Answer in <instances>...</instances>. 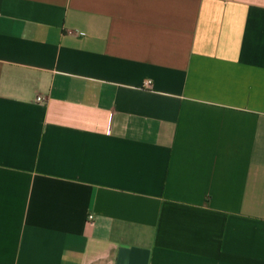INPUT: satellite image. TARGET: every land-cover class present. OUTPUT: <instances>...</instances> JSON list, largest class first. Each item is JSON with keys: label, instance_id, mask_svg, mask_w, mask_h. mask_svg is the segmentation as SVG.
<instances>
[{"label": "crops", "instance_id": "obj_1", "mask_svg": "<svg viewBox=\"0 0 264 264\" xmlns=\"http://www.w3.org/2000/svg\"><path fill=\"white\" fill-rule=\"evenodd\" d=\"M0 264H264V0H0Z\"/></svg>", "mask_w": 264, "mask_h": 264}, {"label": "built area", "instance_id": "obj_2", "mask_svg": "<svg viewBox=\"0 0 264 264\" xmlns=\"http://www.w3.org/2000/svg\"><path fill=\"white\" fill-rule=\"evenodd\" d=\"M151 84H152V81L151 80H148L147 82H146V85L147 86H151ZM38 101H40V102H44V100H45V98L43 97V96H38ZM89 219L90 220H93L94 219V215L93 214H90L89 215Z\"/></svg>", "mask_w": 264, "mask_h": 264}]
</instances>
